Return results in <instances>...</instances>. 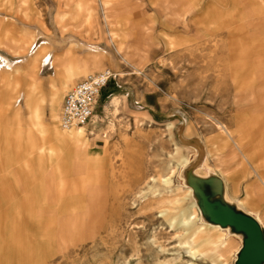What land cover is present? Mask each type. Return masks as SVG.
Listing matches in <instances>:
<instances>
[{"label":"rangeland","instance_id":"rangeland-1","mask_svg":"<svg viewBox=\"0 0 264 264\" xmlns=\"http://www.w3.org/2000/svg\"><path fill=\"white\" fill-rule=\"evenodd\" d=\"M203 2L195 0L194 7L188 10L183 0H0V86L6 83V72H14L25 80L35 73L42 75L43 65L48 61L50 70L57 73L66 71L74 75V70H87L76 82H70L65 72L59 86L52 88L42 79L43 89L39 91L38 99L40 112L46 120L51 90L57 92L60 101L58 120L66 93L89 75L104 69L117 73L119 83L125 88L150 91L158 81L162 85L169 84V92H164L161 97L165 112L159 114L157 122L145 113L129 112L125 98H116L112 102L113 110L110 119L106 120V123L109 121L107 125H112L111 119L125 122L116 129L117 137L112 143L117 152L113 160H98L89 167L84 165V173L90 172L84 184L78 185L79 180L71 181L69 175L72 177L74 174L71 173L75 171L68 169L63 182V212H66L63 220L76 228L58 240L61 245L49 247V236L59 238V219L55 215L39 214L48 206L39 203L43 208L38 213L33 212L32 216L38 214L37 219L46 224L53 220L49 223L55 224V228L44 233L47 228L44 229L42 224L26 222L24 229L20 225L19 248H0V264H234L243 235H233L235 232L229 228L222 230L204 224L206 221L190 184L194 175L214 178L205 191L209 195L218 190L221 193V176L229 201L242 202L243 209L249 214L263 210L256 211L254 216L264 229V187L262 192L255 189L264 178V165L257 164L252 155L242 152L239 137L243 133L244 136L253 134L254 124L237 117L233 120V128L227 126L236 114L235 105L242 104L244 108L255 105V111L264 110V11L261 8L264 0L229 1L232 13L241 6L246 42L254 41L259 46L254 63L248 66L245 63L229 65L224 61V32L204 30L205 23L209 25V22L198 20L196 13V24L193 23L195 19L191 12H199L200 8L203 15L209 12L208 1L202 6ZM6 7L10 11H5ZM174 24L179 29L193 30L195 41L169 54L161 49L155 30ZM47 28L50 31H46ZM40 31L51 37L47 43L40 42ZM231 54L235 55V50ZM242 66L241 79L248 83V89L253 88L250 92H254L243 98L234 90L236 74ZM15 82L14 85H19ZM16 89L8 85L0 92L3 103L0 118L14 113ZM28 90L27 86L26 92ZM26 92L19 109L25 108ZM100 103L99 100L96 114L100 113ZM117 114L120 117L116 118ZM189 125L194 128L187 142ZM221 126L225 128L223 133ZM107 130L115 131L113 126ZM84 131L85 128L83 134ZM214 131H217L216 135L206 136ZM60 132L64 136L75 129ZM203 138L208 154L216 158L202 155ZM215 139L220 140L217 143ZM227 146H231L228 161L223 156ZM175 147H179L177 153ZM67 149L71 150L70 146ZM186 158L188 165L182 167ZM230 164L236 165L228 167ZM69 180L73 187L70 192L67 191ZM251 193L252 197L249 196ZM220 197L221 194L214 198ZM55 202L51 201L52 204ZM191 206L194 208L190 209ZM184 212L187 216L193 213L188 230L182 223ZM46 235V239L37 238ZM218 236H224L227 243L232 244L229 252L225 247H220L218 252L205 248L204 238L216 239ZM19 251L27 253L28 260L6 257Z\"/></svg>","mask_w":264,"mask_h":264},{"label":"crops","instance_id":"crops-1","mask_svg":"<svg viewBox=\"0 0 264 264\" xmlns=\"http://www.w3.org/2000/svg\"><path fill=\"white\" fill-rule=\"evenodd\" d=\"M183 1L187 4L188 10L190 7H194L195 5V0ZM205 1L206 0H204L202 6ZM207 1L208 6L210 7L207 14H201L202 8H200L201 13L200 11H193L191 14H193L194 19V15L196 13L198 14V20L203 21V19H205L209 22V25L208 23H205L206 25L204 30L225 33V41L223 42L225 43L223 46L225 49L224 61L229 65H239L245 63V65L248 66L249 64L254 63L253 59L256 57L255 54L257 53L259 46L256 45L257 43H253L254 41H250V43L246 42V31L244 30V25L241 24V6L239 5L235 12L232 13V10L229 7V1L231 0ZM261 8L263 9L262 11H264V4ZM7 10L10 11L8 7L5 8V11ZM193 23L196 24V19ZM160 27L156 29L157 31L155 30V37L159 40L161 49H165L169 54L178 50L185 44L190 46V43H194L195 41V34L193 30L188 29L186 31L179 29L177 24ZM147 29L149 30V28ZM46 31L50 30L47 28ZM39 33L41 36V31ZM41 37V43H47V40H50L51 38L46 34H43ZM246 48L250 50V53L246 52ZM243 49H245V51H242ZM233 50H235V55L231 54ZM45 61L46 60L44 59L43 62ZM112 62L115 61L113 60ZM5 63V66L8 67L6 61ZM48 63L49 61L46 65H43L45 71L42 75L37 76L35 73L32 77L27 78L28 80L19 77L14 72H6L4 75L6 83L3 84V86H0V92L6 90L8 85H13L14 88L17 87L14 91L17 104L12 106L14 113L8 115L5 119L0 118V248H19L18 238L20 225L21 229H24V224L26 222H36L39 225L42 224L44 229L47 228L44 233L48 232L49 229L55 228V224L52 226L49 223L54 222L53 220L47 222L46 224L45 221L37 219L38 214H36V217L32 216L33 212H40L43 207L38 204L43 202V205L48 206L46 210H43V212L39 214L47 217L55 215V217L59 219L60 231L59 229L55 230H58L60 235L59 238L56 239L50 236L48 238L47 235L44 237L38 236L37 238H48L51 239V241L54 240V245L58 243L59 239L63 238V213H66L63 212V207L65 208L63 204V201L65 200L63 182L67 178L68 169L70 171H75L74 173H71L72 175L74 174V178L69 175V179L71 181L74 182L79 180L80 182L78 185H80L81 182L84 184L85 177H87L90 173H84L86 169L84 165L89 167L94 162H98V160H113V157L117 152L114 147L115 143H112L117 137L116 129H120L121 127L119 128V126H122L121 124H125V122H121L116 119V121H113L111 119L112 125H107L109 121L106 123V120L110 119V112L113 110L111 105L116 98H125V106L129 112L139 114L145 113L151 117L152 121L155 122H157V118L160 117L159 114L165 112L161 97L164 92H169L167 89V85L169 84L162 85L158 83V81L155 88L150 91L147 89L142 90L125 88V86L119 83V75L117 73H113V77L101 91L102 94L99 99L101 101L100 113L93 114L88 124L84 127V134L83 128L81 130L82 133L79 141L82 149L79 152L82 157L84 156V158L80 163V167H78L80 159L74 155L72 150L67 149L68 146L66 147V144L68 143L63 144V140H66V136H63V133L60 132L63 131V129L56 118L60 101L57 99L58 94L55 90L53 92L51 90L48 120L44 119L42 117V113L40 112L41 102L38 99V94L40 93L39 91L43 89V82H41L42 79H45L51 88L53 85L59 86L62 79L65 78L66 72L63 71L57 73L50 70L52 67ZM240 68L241 69L236 74L238 81L236 80L237 84L234 90L235 94L239 92L243 98L247 93L254 94V92H250L253 88L248 89V83L241 79V75L244 73V67L242 66ZM86 71L87 70L84 71L83 69L74 70V75L73 73L67 74L66 72L68 76L67 78L70 82H76L82 79L85 74L84 72ZM38 79L40 81H38ZM163 79L164 78L160 80L162 81ZM15 81H18L17 83L19 85H14L16 84ZM239 84L240 86L238 89L237 86ZM229 85L233 89L231 83H229ZM27 86L29 87V90L26 92ZM37 87L38 90L36 92ZM246 90L249 91L246 92ZM24 92H26L24 105L28 110V113L24 107H20L19 109V105H22L20 102ZM98 105L99 101L96 107H98ZM2 106L3 103L0 101V107ZM242 106V104L235 105L234 109L236 110V114L232 116L229 121L230 123L227 124V126L229 128H233V120L237 117H241L244 122L247 121L248 123L254 124L251 128L253 134H246V136H244L243 133L241 136L239 135L242 140V152L244 154L252 155V158L257 164L264 165V110L262 112L259 110L255 111V105L248 108H244ZM115 117H120V114L115 115ZM237 121H239V119H237ZM110 126H113L115 131L112 132L111 130H107V127ZM193 128V125H189L186 128V138L184 136L182 137L185 138L187 142H189L191 136L193 135ZM105 130L107 131L105 132ZM216 134L217 131H214L206 136H213ZM239 137L237 135V138ZM204 138L202 141V150L204 154L202 155H205L208 158H216L215 156H210L208 154ZM218 140L220 139H215L217 143L219 142ZM258 143L263 144H259V146ZM230 147L231 146H227L223 152V156H225L224 159L227 158V161ZM83 150L86 151L87 154H84ZM238 157L240 160L241 157ZM234 165L236 164H230L228 167H232ZM92 170L94 171V169ZM108 174L109 172L106 173V175ZM70 180L67 181L68 192L72 191L73 188ZM243 183H245V181ZM75 184H77V182ZM81 193L82 192H80V195ZM51 201L56 202L55 204H52ZM224 201L227 204L236 207L238 211L248 214L238 208L235 202ZM241 203L239 202V205L243 208ZM256 211L260 213L263 210L257 209ZM255 212L248 215L255 218ZM58 244L60 246L61 242Z\"/></svg>","mask_w":264,"mask_h":264},{"label":"water","instance_id":"water-1","mask_svg":"<svg viewBox=\"0 0 264 264\" xmlns=\"http://www.w3.org/2000/svg\"><path fill=\"white\" fill-rule=\"evenodd\" d=\"M198 193L200 211L209 222L243 235L234 264H264V232L259 222L220 198H214L220 194L219 190L211 195L202 190Z\"/></svg>","mask_w":264,"mask_h":264},{"label":"bare ground","instance_id":"bare-ground-1","mask_svg":"<svg viewBox=\"0 0 264 264\" xmlns=\"http://www.w3.org/2000/svg\"><path fill=\"white\" fill-rule=\"evenodd\" d=\"M59 109V108H58ZM88 124V123H87ZM86 124V125H87ZM85 125V126H86ZM84 126V127H85ZM83 127V128H84ZM220 129L222 130V133L223 132H225V128L223 129L222 128V126L220 127ZM71 130H73V129H71ZM81 128L80 129H75V132H69V133H65L64 134V136H66V140L64 141L63 140V144L64 143H68V144H66V145H68V146H70L71 147V150L74 152V155L78 158V159H80V161L78 162V167H80V163H81V161L83 160V158H84V156L82 157L81 156V154H80V150L82 149V147H81V143H80V141H79V139H80V137H81ZM196 144H198V143H196ZM72 145V146H71ZM178 148L179 147H175V151H176V153H177V150H178ZM205 149V148H204ZM201 153V152H200ZM198 158H200V157H198ZM202 158V157H201ZM184 160V158H181V161H183ZM246 160V159H245ZM204 162H206V161H204ZM183 164V165H182ZM181 165H182V167H186V165H188V160H187V158H186V161L184 162V163H182ZM199 164V163H198ZM204 165V164H203ZM206 166V165H205ZM198 169V168H197ZM197 169H195V170H197ZM187 173V172H186ZM200 173V172H199ZM211 173V172H210ZM185 174V173H184ZM204 174H206V173H204ZM214 174V173H213ZM214 178H209V179H207V178H205V177H200L199 175H197V176H192L191 178H190V184H191V188H193V191H194V193H193V196L195 197V199H196V201H199V190H202V191H207L208 190V188H210V185H211V182H212V180H213ZM220 182H221V187H222V191H221V197H220V199L223 201V202H225L224 200H226V201H229L228 199H227V197H226V185H225V183H224V181L220 178ZM187 186V185H186ZM262 186L264 187V178H261V180H260V185H256L255 186V189H258V191L260 190V192H262ZM185 188H187V187H185ZM189 191H190V189H189ZM250 197H252L253 196V194L251 193L250 195H249ZM216 197V196H215ZM194 199V198H193ZM226 203V202H225ZM235 203H236V206L238 207V208H240V209H242L243 211H245L242 207H240V205H239V202L238 201H235ZM242 205V204H241ZM194 207L193 206H191V208L190 209H193ZM245 212H247V211H245ZM248 213V212H247ZM249 214V213H248ZM162 215H163V217H165V213L163 214L162 213ZM192 215H193V213H190L188 216H187V212H184L183 214H182V223H184L185 224V228H186V230H188V229H190V227H191V224L192 223H189L188 224V221H191L193 218H192ZM202 216H203V219L206 221V222H204V224H206V225H209V227L210 226H212V227H218V228H220V226H218V225H214V224H212L211 222H209L208 221V219L202 214ZM258 222H259V224H260V226H261V228H262V230H263V232H264V229H263V227H262V224H261V222L257 219V218H255ZM187 220V221H186ZM186 222V223H185ZM192 222V221H191ZM203 224V225H204ZM74 228H76V225H74V224H72L71 222H68V221H65V220H63V238H64V235L65 234H69V232L71 231H74L75 229ZM74 229V230H73ZM220 229H222V227L220 228ZM230 229V228H229ZM68 230V231H67ZM70 230V231H69ZM222 230H224V229H222ZM231 230V229H230ZM232 231V230H231ZM233 232V231H232ZM78 233V232H77ZM230 233V232H229ZM234 233V232H233ZM233 235H236V233L235 234H233ZM239 235H241L242 236V234H239ZM194 236V235H193ZM193 238V237H192ZM54 241V240H53ZM53 241H51V243H49V247H51V245L53 246L54 245V242ZM202 243L204 244V246H205V248H208V247H210V249L213 251V252H218L219 251V249H220V247L221 248H223V247H225V250L227 251L228 250V252L230 251V249H231V243L229 244V243H227V241H226V239H224V236H218L216 239H212V238H204L203 239V241H202ZM136 245V244H135ZM27 253H24V252H15V253H9L8 255H6V257H9L10 258V260H20V257H25V258H22V260L23 261H25V260H28V257H27V255H26ZM33 254H35V255H41V253H36V252H33ZM55 255H56V253H54ZM54 255V256H55ZM158 256V255H157ZM62 257H63V254H62ZM220 257V256H219ZM141 258V257H140ZM141 260V259H140ZM156 260H158V259H156ZM159 261V260H158Z\"/></svg>","mask_w":264,"mask_h":264},{"label":"built area","instance_id":"built-area-1","mask_svg":"<svg viewBox=\"0 0 264 264\" xmlns=\"http://www.w3.org/2000/svg\"><path fill=\"white\" fill-rule=\"evenodd\" d=\"M112 77L113 73L109 69H104L89 75L66 93L58 119L62 129H80L90 121L101 91Z\"/></svg>","mask_w":264,"mask_h":264}]
</instances>
